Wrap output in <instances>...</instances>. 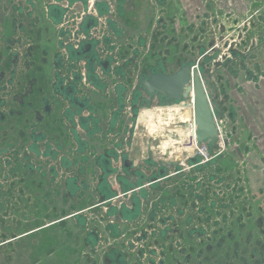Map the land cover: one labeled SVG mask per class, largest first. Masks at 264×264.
Returning <instances> with one entry per match:
<instances>
[{"label": "flooded vegetation", "instance_id": "obj_1", "mask_svg": "<svg viewBox=\"0 0 264 264\" xmlns=\"http://www.w3.org/2000/svg\"><path fill=\"white\" fill-rule=\"evenodd\" d=\"M114 2L0 0V228L37 216L38 229L59 228L61 242L78 238L94 263L100 253L102 264H264V149L252 152L250 131L264 122V15L258 25L217 26L219 40L208 44L200 25L189 55L162 18L131 35ZM186 62L210 77L218 136L192 139V152L180 147L185 156H158L159 143H140L141 113L191 109L195 129L193 98L146 84ZM239 127L243 146L233 140ZM94 218L107 221L108 238Z\"/></svg>", "mask_w": 264, "mask_h": 264}, {"label": "crops", "instance_id": "obj_2", "mask_svg": "<svg viewBox=\"0 0 264 264\" xmlns=\"http://www.w3.org/2000/svg\"><path fill=\"white\" fill-rule=\"evenodd\" d=\"M150 2L151 7L155 10H164L165 12L161 14L167 16L165 19L159 15L156 19L162 18L165 21L168 18L173 22L179 21L178 24L174 22L173 25H180L188 13L190 21H199L200 25L212 26V29L221 25L243 24L249 19L255 20L258 25V19L264 15V0H153ZM197 15H200L199 18ZM150 23L151 20L148 21V24ZM30 222L26 225L22 222L19 225L11 224L0 228V239L3 237L0 240V264H100L99 259L94 263L85 257H79L82 263L79 262L75 250L80 245L73 240L70 241L66 235L65 241L61 242L59 228L49 226L38 229L37 216L32 217ZM67 229L74 234L79 231L71 222L67 225ZM3 240L6 241L1 242ZM84 248L86 252L89 251L88 248Z\"/></svg>", "mask_w": 264, "mask_h": 264}, {"label": "rangeland", "instance_id": "obj_3", "mask_svg": "<svg viewBox=\"0 0 264 264\" xmlns=\"http://www.w3.org/2000/svg\"><path fill=\"white\" fill-rule=\"evenodd\" d=\"M114 1H115L114 6L117 9H120V10L123 9V15L119 13L118 17L121 19L125 18V19L129 20V23L131 24V26H133V29L132 28L128 29V31L131 35H135V36L138 33L143 34V35L147 34L148 29L150 27V25L148 24V21L151 20L154 22L155 20H158L156 18L159 15L162 16L161 13L165 12L162 9L155 10V8L151 7L150 1H153V0H114ZM190 15H192V14H190ZM188 16H189V13H188V15H185V17H184L185 19L183 22H180L181 23L180 25H173V23L174 22L176 23L177 21L173 22L172 20L167 18V20H165L164 30L170 35L174 34L175 36H177L180 40V42H179V40H178V42L181 44V47H183L184 44L188 43V48H189L188 54L192 55L193 53H191V51H193V50L195 51V49L199 46V43H200V41L192 42V33L194 34V33L198 32V29L200 27L201 22L199 23V21L197 22L196 20L190 21L188 19ZM199 16L197 15V18H199ZM162 17L165 18L167 16L164 15ZM120 22H121V20H120ZM178 23H179V21L177 22V24ZM190 23L194 24L193 27H194L195 32H191L189 34V37L186 38L183 35H181V28L187 27L188 30L190 31V25H189ZM230 26H232V25H230ZM230 26L228 25L227 27H230ZM212 28H213L212 26H205V30H206L205 36L202 37V39H204V44H208L212 39H215L216 42L219 40V36H217V35H220V32L217 31L216 26L214 27L215 31ZM210 31L213 32V35H211ZM238 33H240V32H238ZM237 35H238L237 33L234 34V37L237 38ZM248 36L249 35L246 32L245 37H248ZM159 44L160 43L157 40V45H159ZM160 46L164 47L163 44ZM144 50H145V48L143 49L142 53L147 55V53H146L147 51H144ZM171 50H172V52H171L172 55H176V49L174 46L172 47ZM257 60L259 61L260 66H264V56L257 58ZM169 66L173 69L175 68V65L173 63L169 64ZM243 80H244L243 78L240 79V81H243ZM230 81H231V84L233 85L232 81H234V79H232L231 76H230ZM231 91H232L233 99H236L235 102H237V107H239L238 115L240 117H244L245 124L248 127L247 113L244 112L245 107L243 106L242 99L237 100L239 97V96H237V90H231ZM233 99H232V101H234ZM191 115H192L191 109L181 110L178 107L175 109H172L170 107H155L149 111L141 113V116H140V119L138 122L139 132H140V137H139L140 143H142L144 139L151 138V140L153 142H157L161 146V149H154V151H156L158 156L164 157L165 156L164 152H169V151L172 152V157H176L179 155L185 156L187 153L192 152L191 151V148H192V144H191L192 142L191 141H192V139H193L192 137H194V135L191 134V132L193 130V127H192V129L190 127ZM178 116H180V118L183 120H187L186 121V123H187L186 129L187 130L175 128V125L179 124V123H177L179 121ZM239 125H240V122H239ZM255 125H256L255 127L250 128V131L252 132V149H253L252 152L257 151L258 149H264V122L263 123L260 121L255 122ZM174 129L177 130L176 133L178 134V137L170 136L171 134L168 133V130H170L173 134H176ZM190 129H191V131H190ZM248 129H249V127L247 128V131H248ZM237 130L238 131H237L235 137H233V140H235L236 143L240 142L241 146H243L245 144V141H246L247 131H246V133L243 134V132H240L241 131L240 127ZM191 135H192V137H191ZM171 138H173V139H171ZM154 139H156V140L154 141ZM194 139H195V137H194ZM153 142H152V144H153ZM185 145H188L187 153L184 152L183 149H180L181 146H185ZM237 145H238V143H237ZM166 148H168V149H166ZM239 151H241V150L240 149L236 150L237 158H241V155H240L241 153H238ZM250 155H253V153H251ZM246 158L248 159V157H246ZM255 161L257 162V160H255ZM92 221H93V223L91 225H95V226L99 227L101 232L108 238L109 232L105 228V224L107 223V221L105 219H103L102 222L100 223L98 221V218H94V219H92ZM81 233L82 232L79 230L76 235L77 236L81 235ZM111 238H110V242H111L110 245H113L114 239H111ZM76 243L80 245L79 248H77L75 250L76 257L79 259V262L82 263V260H80V258H83L85 256V253H87V252H86V249L83 247V244L78 242V238H77ZM101 250H102V248H101ZM95 257L97 259H99V263L102 264L101 260H100L101 259L100 253L99 254L97 253L95 255ZM82 264H84V263H82ZM140 264H147V261H145L144 263L142 261H140Z\"/></svg>", "mask_w": 264, "mask_h": 264}, {"label": "water", "instance_id": "obj_4", "mask_svg": "<svg viewBox=\"0 0 264 264\" xmlns=\"http://www.w3.org/2000/svg\"><path fill=\"white\" fill-rule=\"evenodd\" d=\"M203 77L196 66L188 62L172 74H156L146 84L147 89L155 94L161 93L174 100L193 98L194 137L199 143H209L218 136V126L213 116L212 91L207 81L209 75Z\"/></svg>", "mask_w": 264, "mask_h": 264}, {"label": "bare ground", "instance_id": "obj_5", "mask_svg": "<svg viewBox=\"0 0 264 264\" xmlns=\"http://www.w3.org/2000/svg\"><path fill=\"white\" fill-rule=\"evenodd\" d=\"M194 114V113H193ZM192 134L194 135V129L192 130ZM171 136V135H170ZM171 139H173V138H171ZM174 143V142H173Z\"/></svg>", "mask_w": 264, "mask_h": 264}, {"label": "built area", "instance_id": "obj_6", "mask_svg": "<svg viewBox=\"0 0 264 264\" xmlns=\"http://www.w3.org/2000/svg\"><path fill=\"white\" fill-rule=\"evenodd\" d=\"M193 139H194V137H193Z\"/></svg>", "mask_w": 264, "mask_h": 264}]
</instances>
